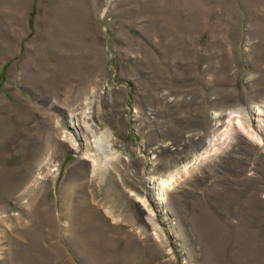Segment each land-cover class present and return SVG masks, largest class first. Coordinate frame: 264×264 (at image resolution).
Here are the masks:
<instances>
[{
  "label": "rangeland",
  "instance_id": "1",
  "mask_svg": "<svg viewBox=\"0 0 264 264\" xmlns=\"http://www.w3.org/2000/svg\"><path fill=\"white\" fill-rule=\"evenodd\" d=\"M0 264H264V0H0Z\"/></svg>",
  "mask_w": 264,
  "mask_h": 264
},
{
  "label": "bare ground",
  "instance_id": "2",
  "mask_svg": "<svg viewBox=\"0 0 264 264\" xmlns=\"http://www.w3.org/2000/svg\"><path fill=\"white\" fill-rule=\"evenodd\" d=\"M262 114L263 112L261 110H257L252 117V119L258 125H261L263 123ZM250 119L251 118L247 114L243 115L241 113H230L228 115V120L226 122L225 128L220 134L214 137V139L210 143L209 148L206 151L197 156L193 162L185 165L183 169L177 171L166 180H162L157 184L159 194L163 198H165L181 178H186L187 176H189L203 160L217 155L225 147H227L233 140L234 135L237 132H242L253 141L258 142L260 145H262L263 143L258 133H256L251 127ZM81 124L76 123L73 124V126L75 128H81V130L84 132V134H82V138L85 142V157L91 162L92 175L96 173L98 174L99 171L104 170L109 165L111 159H116V157L112 154L113 152L110 144L111 141L109 142V139L108 137H106V135H100L96 137L93 131H91L88 126L83 125L84 122ZM76 145L73 144L72 147L76 148Z\"/></svg>",
  "mask_w": 264,
  "mask_h": 264
}]
</instances>
